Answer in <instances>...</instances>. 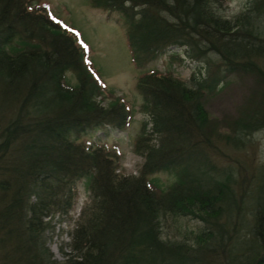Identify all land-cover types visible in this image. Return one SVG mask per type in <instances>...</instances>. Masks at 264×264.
I'll return each instance as SVG.
<instances>
[{"label": "trees", "instance_id": "1", "mask_svg": "<svg viewBox=\"0 0 264 264\" xmlns=\"http://www.w3.org/2000/svg\"><path fill=\"white\" fill-rule=\"evenodd\" d=\"M224 1L91 0L123 19L139 70L135 89L148 121L133 151L144 163L139 176L127 177L115 173L116 146L79 142L88 131L124 130L131 119L123 99L107 106L97 100L105 85L79 36L51 17L45 1L0 0V97L13 108L0 128V228L23 221L34 232L44 218L67 215L81 182L88 202L70 233L71 253L56 264H264V164L249 175L233 159L226 168L212 161L224 154L218 143L244 145L243 138L264 132V97L226 134L201 101L228 74L264 85V0H251L233 21L217 12ZM171 47L201 66L187 82L142 71ZM158 173L174 178L165 191L147 179ZM165 215L203 227L164 240Z\"/></svg>", "mask_w": 264, "mask_h": 264}, {"label": "rangeland", "instance_id": "2", "mask_svg": "<svg viewBox=\"0 0 264 264\" xmlns=\"http://www.w3.org/2000/svg\"><path fill=\"white\" fill-rule=\"evenodd\" d=\"M41 1L49 4L51 17L63 28L77 34L87 48L88 53L85 56L90 62L91 71L97 73L99 82L105 85L97 100L103 106H107L117 98H121L130 110L131 119L124 130L120 131L108 126L104 131H88L80 137L79 142L103 141L108 146H116L121 157L116 162L115 173L127 177L139 176L144 158L133 151V144L140 133L142 122L148 119L139 111L141 96L135 89L139 70H136L132 61L123 19L116 12L93 7L91 0ZM250 1L225 0L217 12L221 17L233 21L248 7ZM39 2L40 0H35L34 3ZM180 52V49L171 47L157 60L147 63L142 71H156L187 82L191 73L197 72L201 66L186 59ZM209 57L213 61V67L219 65L214 54H209ZM200 70L201 73L197 74V77H205V69L200 68ZM68 76L71 83L75 84V78L71 74ZM256 80L244 74H228L214 91H205L201 99L202 106L210 120L217 123L219 133L231 132L232 121L240 113L246 112L250 106L254 107L256 102L264 97V85L258 84ZM0 99V128H2L11 117L13 108L12 105L10 106V99L3 96ZM242 141L244 145L231 143L222 146L218 143L224 154L213 156V163L217 167L226 168L229 160L233 159L244 164L245 171L250 175L254 166L264 164V132L253 133ZM2 179L0 177V180ZM147 179L152 183L151 187L156 185L163 191L167 190L174 181L173 176L164 173L150 175ZM87 202L88 193L80 182L74 209L67 215L55 214L44 218L42 225L37 226L34 232L32 230L36 228L31 230L23 221L22 225L16 223L0 228V264L65 262L71 253L70 233L75 228L81 209ZM160 222L162 239L171 241L183 240L191 234H197L203 227L200 221L190 217L165 215L160 218ZM40 252L43 253L42 256L38 254Z\"/></svg>", "mask_w": 264, "mask_h": 264}]
</instances>
